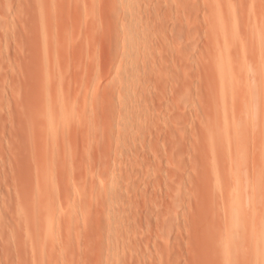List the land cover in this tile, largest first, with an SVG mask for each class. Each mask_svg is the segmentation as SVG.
I'll return each mask as SVG.
<instances>
[{
	"label": "rangeland",
	"instance_id": "374dc122",
	"mask_svg": "<svg viewBox=\"0 0 264 264\" xmlns=\"http://www.w3.org/2000/svg\"><path fill=\"white\" fill-rule=\"evenodd\" d=\"M166 1L0 0V264H264V0Z\"/></svg>",
	"mask_w": 264,
	"mask_h": 264
},
{
	"label": "bare ground",
	"instance_id": "6f19581e",
	"mask_svg": "<svg viewBox=\"0 0 264 264\" xmlns=\"http://www.w3.org/2000/svg\"><path fill=\"white\" fill-rule=\"evenodd\" d=\"M165 1V0H164ZM194 1V0H193ZM193 1L191 2V5L192 4H195L196 2H194L193 3ZM197 1V0H196ZM180 2V0L178 1V0H172L170 3H171V5L169 4V3H167V1H166V3H167V5H170L169 7H171V6H177V7H179L178 5L179 4H181L180 5V7H184L183 5H182V3L183 2H181V3H179ZM164 3V2H163ZM185 3V2H184ZM162 4V3H161ZM186 4V3H185ZM162 5H165V4H162ZM162 5H161V7H162ZM167 5H165V6H167ZM187 5V4H186ZM188 5H190V4H188ZM164 8H166V7H164ZM186 8V7H185ZM147 9V8H146ZM167 9V8H166ZM193 11V16H194V18H195V20L197 19V10L195 9V11L194 10H192ZM192 15V14H191ZM194 20V19H193ZM197 21V20H196ZM196 21H194V23L196 22ZM153 33V32H152ZM196 32H194V34H195ZM148 34V33H147ZM148 35H150V34H148ZM151 36V35H150ZM151 37H154V34H152V36ZM194 37H195V39H196V37H197V35H194ZM193 37V38H194ZM196 45V44H195Z\"/></svg>",
	"mask_w": 264,
	"mask_h": 264
}]
</instances>
